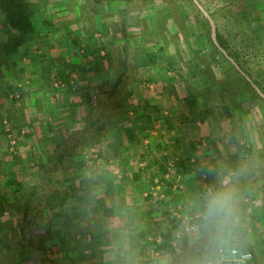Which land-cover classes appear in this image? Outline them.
I'll return each instance as SVG.
<instances>
[{
    "label": "rangeland",
    "instance_id": "rangeland-1",
    "mask_svg": "<svg viewBox=\"0 0 264 264\" xmlns=\"http://www.w3.org/2000/svg\"><path fill=\"white\" fill-rule=\"evenodd\" d=\"M27 1L30 5L34 26L39 31V36L38 39L33 40L24 46L25 53L12 56V59H8V56L4 53L2 48L4 42L2 29L4 28V25L3 16L0 13V141H4V143L0 142V146L2 144L1 147L4 148L3 151H0V189L2 188L3 190H6L5 193H8L9 196L13 188L7 187L4 183L8 180H15L18 182L17 175L19 173V163L16 165L15 162H18L20 155H25L22 157H26V153L31 155L34 153V147L32 146V153L28 150L30 147L24 151L23 149H20V146L25 144L24 140L29 138L26 136L27 133L22 132L25 127H23L21 131L17 130V128L14 127L12 120L16 122L14 118L17 116V118H19L18 123L21 122L20 108L26 109V112L28 113L30 112L31 117L36 116L37 119L40 118L39 114H41V112L35 110V107L38 105V102L34 101L36 94L37 96L43 94L42 101H48L46 96L49 95L51 97L52 90L50 91V89H53V92H55L56 95H65L67 100L70 97L68 92L70 86L64 78L57 81V83L55 81L53 86L47 90L38 87L37 84H33V80H30L32 79V76L35 75L33 72V63L41 61L44 62L43 64H48V62L53 63L54 59L55 61L69 63V69H74V71L71 70L72 72H69V79L73 81L71 83V89L73 91L71 95L79 96L82 92H85L83 89L85 85L83 83L81 85L76 81L77 74L75 71L79 68H90L91 61H94V57H88V55L91 53L97 54L98 52V54H100L101 52L99 48L101 44L112 46L115 44L114 40L118 39V37L115 36H110L108 38L99 37V34L96 33L97 30L95 25H92L89 30L91 32L94 30L93 32L96 33L94 36L75 37L74 40H72L73 38L68 37V39L73 42L74 47L72 52H66L65 59L63 55L61 56L55 51H53V53L51 52V47H54V45L65 46V38L63 37L62 43V41H58L60 38L54 40V36H51L50 34L55 33L56 28L64 25V22L60 20L54 21L53 19H58V17L56 15L55 18L52 14L54 12L60 13V9L62 10L61 13L67 14L68 11L64 10V7H67L68 5L57 4L59 8L56 7L54 9L52 5H49L50 0ZM148 2L149 4L151 2L153 5L155 26H157L159 31H162L163 33V35L161 33L162 37L158 38L162 41L161 43L164 46L170 44L169 46H166L168 47V53L163 57L166 58V63H171V73L168 76L173 78V82H175V80L179 81L176 85L171 83L167 87L163 86L168 89L166 92L170 94L169 98L171 97V99H169V102L178 108V113L174 114V116H170V119L174 122L179 133L182 132L183 134H186L183 137H180L178 133L175 135L170 133L169 137L167 136L164 138L162 136V139L170 140L173 138L178 140L179 138H184L185 141L183 142H188L186 144L188 146L189 143H199L200 141L207 142L208 140L206 138L210 136L209 139L215 140L217 144H224L222 151L227 154V158L236 155L239 145H245L247 147L251 146V154L246 151L240 153V161L237 159L239 162V170H233L234 173L228 172L232 175L231 180H228L227 186L234 191V194L237 191L236 195L239 194L237 198L236 195L234 196L235 221H240L238 225L242 222L241 227H244L245 225L248 234L250 233L253 236L252 233H254L259 237L264 233V229H262L264 226V103L252 93L246 82L238 76L230 61L226 58L229 61L226 62V60L214 49L209 38L211 36V29L208 32V23H206L202 17V12L192 0H148ZM199 2L209 13L216 12L215 22H218L222 34L228 37L227 39L231 49L240 54V57L244 62H248V66L253 74L264 85V35L262 38H259V36L252 31H245L242 29L239 31V29H236L233 17H225L223 15V12H225L224 0H202V2L200 0ZM81 8L82 7L79 4L75 6L74 9H76V11H81ZM255 14L260 20L259 26L264 25V0H259L258 10ZM135 26H137V24H135ZM254 38H256V40L258 39V49L251 45L250 40L252 39L253 41ZM148 40V42H150V45H148L149 47L154 48L158 44L155 35ZM157 46L155 49H157ZM79 57L81 60L76 62L75 59L77 60ZM143 59V63H146L148 55L143 56ZM66 60H68V62H66ZM130 62L133 63V60ZM36 70L38 72L41 71L40 69ZM140 72L141 70H138V73ZM43 73L44 72L42 71V74ZM64 73L66 74V72ZM144 76L147 75L144 74ZM55 83L57 84L56 86H54ZM104 87L106 88V91L109 92L113 85L107 84ZM142 87L148 90H151L150 88L154 87V98L156 100L162 99L160 93L162 91V85L154 84L148 86L143 83ZM124 88L129 90L130 86L126 85ZM56 90L66 93L62 94L56 92ZM93 90L94 91L91 93L97 98V95L101 93L97 86H95ZM189 93H193V97L200 98L205 107L214 108V116L212 117V120L214 122L215 130H217L216 134H213V132L208 130L207 127L203 129V132L198 131V133L197 131L192 132V129H189L195 128L194 124L187 122L185 118V116L188 115L190 108L187 103V98L190 95ZM102 94L107 98L108 95L105 94V92ZM30 103L32 104L30 105ZM34 103L35 105H33ZM92 105L96 106V101L95 103H92ZM66 106L67 105H64V107ZM87 107L88 105L86 103L83 106L85 111L87 110ZM83 108L79 106L77 107V114L79 115L78 120H81V113L84 112ZM9 113L11 114L9 115ZM39 125L40 124H37V129H41ZM82 126V122L77 124V130L73 133L82 130ZM152 127V130L147 128V126L138 130V137H141V134L144 132L145 142L155 139V137L160 136L158 131L164 127V124L162 122L156 123L154 121ZM41 133L42 135L45 134L44 131L41 132L40 130L32 131L31 136L37 141L39 136H41ZM206 133H209V135H206ZM150 135L153 136L152 139H150ZM62 136L63 140L49 141L51 146L46 148V151L47 156L49 153L51 155V158L49 159L50 162L48 164H39L36 169L37 175L44 177V175H46L45 166H50L53 161H58L57 156L62 152L60 146L63 145L64 141L69 143L70 137L69 133H65ZM218 136L220 137L218 138ZM132 141L135 143L137 140L133 139ZM146 144L147 143H143V146ZM173 150L174 151L167 152L168 156L171 157V162L170 160L168 162L170 168L168 173L178 172L176 170L178 167L175 168V164L172 163V160L181 153H176V149ZM62 155L63 159L69 160V153H62ZM111 155V153L103 154L100 148L93 146L91 151H89L86 156L84 155L85 161L87 160L84 166L77 164L71 168L70 172L68 170L67 173L62 174L60 178H56V180L51 183V186L55 188L60 195L70 196V199L68 198L66 202L67 204L62 209H66V211L68 210V213H70L73 218L70 223H65L64 228H58L55 233L56 236H59L60 230L65 231L67 236H64V238L66 239V237H68V240L72 245L70 254H73L76 259L78 258L76 264H96L100 261H104L105 264H110V262H112V264H174L173 262L175 261V258H180L184 254L183 247H185V244H189L191 249H195V245L199 242L193 239L194 233L193 231H190V228L199 225V213L203 209L204 199L209 190L201 189L200 193H202V196H199V193L198 197L194 199L190 197L194 196L192 193L193 187L190 186V188H186V192L190 191L191 195H187L183 198L182 194V196L180 195L176 198V200H178L177 202L171 200L173 203L172 206H170L171 211H167L165 206H159L157 204L158 200L165 198L163 194L161 195L157 193L158 191L155 190L154 192H156V194L149 199H146L143 192L136 191L138 187V190L141 188L140 182H137L132 186V194L125 190L121 195H113V192L116 190V188L113 187L115 184H113V186H106L107 182L99 179V176L103 175L100 173L113 170L110 169V167L108 170H104V168H108L104 162V158L105 156L112 157ZM4 156H9L10 161L13 162H7L4 160L6 158H4ZM52 156H54V159ZM124 159L125 158H121V162L125 161ZM78 161L79 159H77V162ZM145 161L142 162L143 165H141V169H143V174L147 172L145 175L146 178H148L150 170L148 171L145 169ZM6 162L9 163V166H6ZM59 164L62 163L59 161ZM105 165L107 167H105ZM178 165L180 166L179 163ZM201 167L202 166H200V168ZM116 169L118 170L117 167ZM189 170L190 172L187 170L181 172L183 174H187V172L191 174L196 173L198 178L200 177V184H204L205 186L208 184L203 178L202 171L198 167L196 170L192 168ZM42 180L40 182L34 179L32 181L29 180L28 184L30 185L27 186L22 184L24 194H21L24 196L15 199L17 198V195H14V202L17 204V209L14 211L6 209L0 216V264H11V262H13L12 260H14V251H12V253L9 251V248L12 245L5 246L8 238L12 237L14 239H20L19 242L13 244V246L16 245L14 250H19L24 246L28 247L29 234L26 228V223L23 221L24 207L28 202L30 203V200L33 198L31 197L32 192L35 191L36 186L41 184ZM19 182L21 183V181ZM100 182H103L105 185L100 186ZM222 186L224 185H221V187ZM154 188L157 189V187ZM100 190H102V194L99 193ZM157 190H159V188ZM198 190L199 188H196V191ZM182 198L186 201V204H188V210H185L186 212L191 211L193 207L197 209L198 212H189L186 216H181L183 212H179L181 208L177 207V204L181 203ZM189 201H195L196 205L193 206L192 203H188ZM57 205V203H53V206ZM119 205L121 206L120 208L117 207ZM112 206H115L117 212H115L112 217L103 219V210ZM141 206L149 207V209L147 208V211H143L140 214V217H138V213L140 212V209H142ZM84 208H87L86 212ZM88 208L90 210H88ZM83 209L84 212L82 211ZM93 216L95 217L94 219L92 218ZM60 220H58L59 222L57 221L59 223L58 225L64 222L63 220ZM44 221L46 222V220ZM178 221H180V227L176 234L177 239L175 241V247L177 249L176 257L155 252L154 246L152 245L153 241L158 238L160 239V235L176 225ZM147 223L152 225V229L150 225L148 229L145 228ZM21 227H25V233ZM3 229H9L11 232H8V234L5 235ZM89 229H94L95 232H97V230L103 232L105 229L104 240L108 241L110 245H103L101 247L99 245V247L92 248V246L87 243L89 242V239L83 241L82 238V233L87 230L89 231ZM42 232V230H37L33 236L34 240H38ZM142 232H146L144 233L145 238L138 239L137 237ZM113 235H115L117 242H112L110 240L113 238ZM234 235H236V233L232 232V237ZM21 239H23V241ZM245 239L247 240V243H250L248 241L255 240V238L252 239L248 235ZM258 241L259 243L262 242L260 240ZM229 245L232 247L237 246L234 244V241L233 243L231 241ZM259 246L260 245H257L258 248ZM237 247L242 248L240 246ZM249 250H251L256 256V264H258V253L256 252V249ZM32 253L35 257L32 258L31 262L28 260L26 264H36V255L39 253ZM137 253L141 255V259L137 258ZM82 255L84 258L80 260L79 258ZM51 256V259H54L55 261L53 264H69V261L62 250V246H58L57 252L55 251V253L53 250ZM213 260L215 261V264H222L218 260L216 254L213 256ZM38 262H40V258L38 259Z\"/></svg>",
    "mask_w": 264,
    "mask_h": 264
},
{
    "label": "crops",
    "instance_id": "crops-1",
    "mask_svg": "<svg viewBox=\"0 0 264 264\" xmlns=\"http://www.w3.org/2000/svg\"><path fill=\"white\" fill-rule=\"evenodd\" d=\"M49 2H50L49 5H52L54 9L56 7L59 8L57 4L59 5L67 4L69 6V7L68 6L64 7V10L68 11L67 14L61 13L62 11L61 9L59 10L60 13L54 12L52 14L53 17L56 18V15L58 17V19H53L54 21L60 20L64 22V25L62 27L56 28L55 33H51L50 35L54 36L55 38L54 40H58L60 38L58 40L60 42L62 41L63 37L65 38L64 40L65 46H59V45L55 46L54 45V47H51L52 53L53 51H55L56 53H59V55L61 56L63 55V57L66 59V52H72L73 47H74L73 42H71V40L68 39V37L73 38L72 40H74L75 37L94 36L97 33L99 34V37L101 38H106V37L108 38L110 36H115V37H118V39H116L117 41L114 40L115 44L112 46L101 44L99 48L101 52L100 54H98L99 53L98 52L97 54L91 53L88 55V57L90 56L94 57L93 58L94 61H91L90 68L88 67L83 68V69L79 68L78 70L75 71V73L77 74L76 81L80 83L81 85L83 83L86 86V87L84 86L85 88L83 87L85 92H82L79 96L71 95L67 100L65 98L66 97L65 95L64 96L56 95L55 92H53V89H50V91L52 90L51 91L52 96L55 98H53L52 96L50 97L48 95L46 96L48 101L47 100L42 101L43 94L42 95L40 94L38 96L36 94V96L34 97V101L38 102V105L35 107V110L38 112H41V114H39L40 118L37 119L36 116L31 117L30 112L28 113L26 112V109L20 108L21 122L18 123L19 118H17V116L14 118L16 122L12 120V123L14 127L17 128V130L21 131L23 127H25V129L22 132L27 133L26 136L27 138H29V139L24 140L25 144L21 145L20 149H23L24 151L30 147V149L28 150L31 152L32 151L31 146L34 147L33 148L34 153L32 155L28 153H26V157H22L25 155H20L18 162H15L16 165H18L19 163L18 165L19 173L17 175L18 176L17 181L18 182L21 181V183L24 184L25 186L30 185L28 184L29 180L32 181L34 179L40 182L42 179H44L43 176H39L36 174V169L39 164H47L48 161H50L49 159L51 158V155L49 153L47 156V151H46V148L51 146L49 141L50 140L51 141L52 140H55V141L63 140V136H62L63 134L65 133H69V135L72 134L75 130H77L76 126L80 122H82V125H84L83 119L87 115V112L85 111V108H83V106L89 101L91 103H95L96 101V104H98L99 101L105 99L106 96H104L102 93L106 91V88L104 86H106L107 84L114 85V84H118L119 82H121L123 86L129 85L130 86L129 90L132 93L131 99L134 104L136 103L138 104L142 100L149 101L152 104L157 105V107L160 109V114L162 116H167L170 118V116L172 115L174 116V114L178 113L177 106H173L169 102V99H171V97L169 98L170 94L166 92V90H168L166 87L170 85L171 83H174L176 85L179 83V81L175 80V82H173V78L168 76L171 73V63H166V60H165L166 58H163V57L165 54L168 53V50H167L168 47L166 46H169L170 44L164 46L161 43L162 41L158 38V37L161 38L163 33L162 31H159L157 26H155L154 14H153L154 9H153V5L151 2L150 4L148 0H65V1L50 0ZM79 4L82 7L80 9L81 11H76V9L74 8L75 6ZM135 24H137V26H135ZM92 25H95L96 30H97L96 33L93 32L94 30L92 32L89 30ZM154 35L157 37V41L159 44V45L157 44L158 46L156 45L157 49H155L156 46L154 48L148 46L150 45V42H148L149 41L148 39H151L152 37H154ZM153 52H156V54L159 56L157 63L149 64L147 62L148 60L146 61V63H143L145 59V58L143 59V56H147L149 53L152 54ZM22 53H25V51H23ZM79 60H81L80 57L77 58V60L75 59L76 62H78ZM132 60H133V63L130 62ZM66 62H68V60H66ZM43 63L44 62L38 61L37 63H33L32 65L34 68L33 72L35 73V75L32 76V79L30 80H33L32 81L33 84H37L38 87H42V89L47 90L51 88V86H53V83L55 81L57 83V81H59L62 78L67 80V84L69 83V72L74 71V69H69V66H70L69 63H63L57 60L55 61V59L53 63L52 62H48V64L46 63L43 64ZM36 69H40L41 71L38 72ZM46 69L47 70L50 69V72L53 74L49 76V74L45 72ZM138 70H141V72L138 73ZM42 71L44 72L43 74H42ZM57 71L59 75L57 74ZM64 72H66V74ZM144 74L147 76H144ZM56 83L54 84V86L57 85ZM143 83L148 86H151L154 84L162 85V91L160 93H161V98L163 100L162 99L156 100L153 96L154 87L153 88L151 87L150 88L151 90L145 89L142 87ZM95 86H97L98 90L102 94V95L101 94L97 95V98H95V95L91 93L94 91L93 88ZM163 86H166V87H163ZM56 92H60L62 94L66 93V92L59 91V90H56ZM197 100H198L199 107L201 110H205V111L213 110L214 111V108L212 107H205L203 102L200 100V98H197ZM31 104L32 103H30V105ZM33 105H35V103ZM64 105H67V106L64 107ZM78 106L83 108L84 110V112L81 113L82 115L81 120H78L79 118V115L77 114ZM40 109H43V110H40ZM10 114L11 113H9V115ZM151 115L153 117L156 116L155 112H151ZM213 116H214V113L208 119L206 123H201V122L194 123L195 128H189V129H192V132L197 131L198 133V131L203 132V129L207 127V129L211 130L213 134H216L217 130H215L214 122L212 120ZM37 124H40L39 127H41V129H37L38 128ZM153 124H154V120L151 124L147 125V128L152 130ZM29 127L31 128V130ZM37 130H40L41 132L44 131L45 134L42 135L41 133V136H39L38 140L35 141L32 138L31 134H32V131L34 132ZM160 131H164V130L160 129ZM171 133H173V135L178 133L180 137H183L184 135H186V134H183L182 132L179 133V131H177L176 128H175V131H172ZM206 135H209V133L208 134L206 133ZM160 136L155 137V139H159ZM219 137L220 136H218V138ZM152 138L153 136L150 135V139ZM209 138L210 136L206 138L208 140L207 142L200 141L199 143L198 142L189 143L188 146L186 145L188 142H185V143L183 142L185 141L184 138L182 139L179 138L178 140L171 138L170 140L166 139V140L155 141V142L151 140H149L148 142L142 141L143 143H147L146 145L150 143L152 150H154L152 155L148 156L150 158H146V161L144 163L145 165L146 163H148V161L150 162L154 159L163 160V156L164 154H166V152L174 151L173 149H176V153L180 152L181 154H179V156L177 157H174V159L172 160V163L176 165V162L179 161L180 157H184L186 160V164L189 165L192 169L196 170V168L198 167L202 171L203 178L208 183L206 186L204 184H200L201 182V180L199 179L200 177L198 178V175L196 173L194 174H191V173L183 174L179 172L168 173L166 175V178L173 179L174 189H176L177 193L168 198V200L170 201H169V207L166 208L167 211H171L170 206H172L173 204L172 201L177 202L178 200H176V198H178L180 195L182 196L183 194V198H185L187 195L188 196L191 195L190 191L187 190L188 192H186V188H190V186L193 187L192 193L194 195L190 197L195 199L196 197H198V194L200 193L201 189L210 190V189L221 188V185H224L225 181L231 180L232 174H229V173H234V171L228 168L226 165V160H227L226 155L227 154H225V152L222 151L224 144H221V143L217 144L215 140H212ZM0 142L4 143V141H0ZM132 145H133V149H135L136 156L142 152V150H140V147L143 146L142 143H139L136 141ZM1 146H0V151H3L4 148H2ZM27 155H29L30 157ZM4 158H5L4 160H6L7 162H13V161H10L9 156H4ZM7 162H6L7 164L6 166H9V163ZM133 162L139 165L140 167H142L141 165H143V163L140 162V159L136 157L133 159ZM200 166H202L201 168L203 170L200 168ZM110 169H113V170H110L108 172L104 171L103 173H100L103 175L99 176V179L106 181L107 182L106 186L108 184H110L111 186L115 184L113 187L116 188L117 193L115 190L113 192V195H121L123 194L125 190L129 191L130 194H132L131 192L132 186L135 183L132 184L131 181L125 179L123 177V173L121 172L119 168L117 170L116 167L110 166ZM104 170H106V168H104ZM229 170H232V171H229ZM145 173L142 175L143 176L142 183H144V185L141 184L140 190H138L139 188L138 187L136 191L143 192V195L147 197L150 192L148 190L149 186L147 185L149 177L146 178ZM111 175L116 176L115 179L112 180ZM121 180L124 181L122 185L123 187L119 185V183L122 182ZM99 185L101 186L105 184H103V182H100ZM154 187H157V189L159 188V190L161 189L160 185H157ZM154 187H151V189H153V191H151L152 197L156 194V192H154L155 190L158 191L157 193L160 194L159 190L155 189ZM177 187L179 190L177 189ZM196 188H199V190L196 191ZM141 190H144V191H141ZM0 191L3 194L6 192V190H3L2 188L0 189ZM237 192L234 194V196L237 194ZM99 193L102 194V190H100ZM199 196H202V193H200ZM237 197L238 196L236 195V198ZM183 198L181 200V203L177 204V207L181 208L179 212H183L181 216H186L189 212H194V211H195L194 213L198 212L197 209H195L194 207L191 211L186 212L185 210H188L187 208L188 204H186V201H184ZM15 199H19V195H17V198ZM188 203H192L193 206L196 205L195 201L193 202L189 201ZM117 207L120 208L121 206L119 205ZM141 208L142 209H140V212L138 213L139 214L138 217H140V214L143 211L144 212L147 211V208L149 209V207H146V206L144 207L141 206ZM84 209L86 212L87 208H84ZM84 209L82 210L83 212H84ZM88 210L90 209L88 208ZM115 212L117 211L114 209V214ZM71 218H73V216ZM92 218L94 219L95 217L93 216ZM102 218L106 219L104 217ZM239 222L235 221L233 232H235L236 235L231 237L232 243L234 241V244L242 247L241 249L243 250L251 251L249 249H252V250L256 249V252L258 253L257 263L264 264V233L261 234L262 237L261 236L257 237V235L254 233H252L253 234L252 236L250 233L248 234L245 225L244 227H241L242 222L240 223V225H238ZM149 225L151 226V229H152V225L149 223L146 224L145 228L148 229ZM194 227H196V225ZM262 229H264V226ZM3 230H4L3 232L5 235L8 234V232H11V230L9 229H3ZM97 231L102 232L100 230H97ZM103 232L105 233V229L103 230ZM247 235L250 236V238L252 239L255 238V240L248 241L250 243H247V240L245 239ZM54 237L55 239L59 238L58 236H56V233L54 234ZM113 238H111L110 240L112 242H117L115 239V235H113ZM19 240L14 239L12 237L6 240L7 242L5 246L12 245L9 248L10 253L14 251L13 253L14 260H12L13 262H11V264H26L28 260L31 262L32 258L35 257L33 256L34 255L32 253L33 251L26 246L22 247L19 250H14L16 245L13 246V244H16L17 242H19ZM21 240L23 241V239ZM65 240L69 241L68 237H66ZM157 240L159 241L160 239L158 238ZM256 240L257 241L260 240L262 242L259 243V241L257 242ZM56 244L57 242L55 240L54 247L52 248V250L49 249V251L46 254L44 253L37 254L36 264H41V263L42 264H53L55 261L54 259H51L52 258L51 253H53V250H54V253L55 251L57 252L58 245ZM257 245H260L259 248L257 247ZM230 247L231 245H228L227 248H230ZM138 253L136 254V256L138 259H141V255ZM56 254H55V257H56ZM13 255H10V256H13ZM44 257L48 258L46 263L42 261ZM39 258H40V262H38Z\"/></svg>",
    "mask_w": 264,
    "mask_h": 264
},
{
    "label": "trees",
    "instance_id": "trees-1",
    "mask_svg": "<svg viewBox=\"0 0 264 264\" xmlns=\"http://www.w3.org/2000/svg\"><path fill=\"white\" fill-rule=\"evenodd\" d=\"M224 2L225 12H223V15L225 17H233L236 29H239V31H241V29L245 31L249 30L257 34L259 38L263 37L264 25L259 26L260 20L255 14L258 10L259 0H224ZM0 13L3 16L4 25V28L2 29V36L4 38L2 48L4 53L8 56V59H12V56H17L24 51L25 45L33 40L38 39L39 31L34 26L32 14L30 11V5L27 0H0ZM210 14L214 18V20H216V12H210ZM202 17L204 18L206 23H208L209 32L211 26L203 15ZM216 25L217 38L220 45L228 52V54L232 58L235 59V61L240 65L243 71L252 78L255 84L259 86V88L264 93V85L253 74L248 66V62H244L240 57V54L234 52L231 49L229 41L227 39L228 37L222 34L217 21ZM209 38L217 53H219L226 60V62H229L213 44L211 36ZM254 40H250L251 45L258 49V39L256 40V38H254ZM158 59L159 56L156 54V52L148 54L149 64H156ZM233 69L236 71L238 76L246 82L247 86L250 87L252 93H254L257 98L264 103V100L256 93V91L246 81V79L241 76V74L234 67ZM45 72L48 73L49 76L51 75L50 69H46ZM70 81L71 80L69 79V95L71 96V94L73 93L71 89V83L73 81ZM105 94L108 95L107 98L99 101L96 106L92 105L90 101L87 103V115L83 119L84 125L82 130L70 134L69 143L67 141H64L65 143L63 142V145L61 144L62 146H60V148L62 152L59 153V156H57L58 161H53L50 166H45L46 175H44V179L39 186L35 187V191L32 192V201L30 200V203L28 202L24 207L25 211L23 221H25L26 223V228L29 234V245H27L28 248H30L33 252L46 254L49 249L52 250L56 240V245H58L59 247L62 246V250L64 251L66 258L69 261V264H76V261H78V258L76 259L73 254H70L72 245L69 241L65 240L64 236H67L65 234V231L60 230L58 239H55L54 234L58 228H64V224L68 222L70 223L72 219L70 213H68V210L66 211V209H62L67 204L66 202L68 198L70 199V196L60 195L58 191L51 186L52 181H55L56 178H60V176L67 173L68 170L70 172L71 168L76 166L77 164H79L80 166H84L87 162V160L85 161L84 159V155L86 156V154L91 151V148L93 146H96L97 148L101 149L103 154H112V157L105 156L104 158V162L108 167H118L123 173V177L131 181L132 184L141 182V184L144 185V183H142L143 169H141V167H138L139 165L135 164L133 162V159L136 157L140 159V162H144L149 155H152L154 150H152L149 143L146 146H142L143 148H140V150H142L141 153H139L137 156L135 155V149H133L132 140L136 139L137 142L142 144V141H144V132L142 131L143 133L141 134V137H138L137 131L141 130L144 126L151 124L153 120L155 122H162L164 124L162 130L164 131L159 132L161 135L159 139L151 140L155 142L163 140L162 136L164 138H166L167 136L169 137L170 133L172 131H175L176 128L174 122L169 117L162 116L160 114V109L156 104H152L151 102L146 100H142L138 104H134L131 99V91L124 88L121 82H119L118 84H114L109 92L105 91ZM189 94L190 95L187 98V103L190 107L189 115L185 116L187 122L192 124L198 122L206 123L208 119L213 115V110H201L197 98L193 97V93ZM152 110L153 112H155V117H153L151 113L149 114V112H151ZM251 149V146L247 147L245 145H239L236 155L227 158V167L232 170L238 171L239 162L237 161V159L240 158V153L246 151L247 153L251 154ZM62 153H69V160L63 159ZM52 158L54 159V156H52ZM121 158H125V161L121 162ZM170 158L171 157L168 156L166 152V154H164L163 156V160L154 159L150 162L148 161V163H146L145 165V169H147L148 171L150 170L149 180L147 182L149 188L146 187L150 192L146 199L152 198L151 187L160 185L161 190L159 192L161 195L163 194L165 198L158 200L157 204L159 206H165L166 208L169 207L170 200H168V198L177 193L176 189H174L173 179L166 178V175L168 174L170 169L168 166ZM77 159H79L78 162ZM59 161L62 164H59ZM49 162L50 161H48V163ZM178 163L180 164V166L178 165ZM106 165L105 167H107ZM176 167H178L177 171L179 173H182L181 171L184 170L190 172L189 169L191 168L186 164V160L184 157H180L179 161L176 162L175 168ZM106 170H108V168ZM111 177L113 180L116 176L111 175ZM123 183L124 181L119 183V185L122 186ZM5 184L7 187L14 189L13 191H11L10 196L8 195V193L3 194L0 191V216L1 214H3V212H5L6 209L11 211L17 209V204L14 202V195H19V198L24 196H22L21 194H24L22 183L16 182L15 180H8ZM107 186L111 185L108 184ZM237 196H239V194ZM53 203H57L58 205L53 206ZM114 209V206L107 207L103 210L104 215L102 217H112V215L114 214ZM60 219L64 222L58 225V220ZM44 220H46V222ZM179 227L180 221H178L176 225L163 232L160 235L159 241L155 239L152 244L154 246V251L160 254H168L172 257H176L175 255L177 254V249L175 247V241L177 239L176 234L179 230ZM21 229L25 233V227H21ZM37 230H42L43 232L42 234H40L38 240H34L33 236ZM144 233H140L137 238H145ZM82 234L83 241H87L86 239H89V242L87 243L90 244L92 248L99 247V245L100 247L103 245H110L108 241L104 240V232H95L94 229H89V231L87 230ZM183 250L184 254L180 258H175V261L173 262L174 264H203V262L208 258V254L206 253L203 244L200 242L195 245V249H191V246L189 244H185ZM83 258L84 256L82 255L79 259L81 260ZM47 260V257H44V259H42L44 263H46ZM96 264L105 263L104 261H100ZM110 264H112V262H110Z\"/></svg>",
    "mask_w": 264,
    "mask_h": 264
},
{
    "label": "clouds",
    "instance_id": "clouds-1",
    "mask_svg": "<svg viewBox=\"0 0 264 264\" xmlns=\"http://www.w3.org/2000/svg\"><path fill=\"white\" fill-rule=\"evenodd\" d=\"M210 189L205 196L202 211L199 213V225L192 229L193 239L203 244L208 258L203 264H215L212 257L222 252L231 242L235 225L234 191L227 186Z\"/></svg>",
    "mask_w": 264,
    "mask_h": 264
},
{
    "label": "water",
    "instance_id": "water-1",
    "mask_svg": "<svg viewBox=\"0 0 264 264\" xmlns=\"http://www.w3.org/2000/svg\"><path fill=\"white\" fill-rule=\"evenodd\" d=\"M196 6L199 8V10L202 12L204 17L208 20L210 26H211V39L213 44L217 47V49L230 61V63L234 66V68L247 80V82L253 87V89L257 92V94L264 100V93L262 90L255 84V82L252 80V78L243 71V69L240 67V65L235 61L234 58H232L228 52L220 45L218 38H217V25L214 20V18L211 16V14L201 5L199 0H192Z\"/></svg>",
    "mask_w": 264,
    "mask_h": 264
},
{
    "label": "built area",
    "instance_id": "built-area-1",
    "mask_svg": "<svg viewBox=\"0 0 264 264\" xmlns=\"http://www.w3.org/2000/svg\"><path fill=\"white\" fill-rule=\"evenodd\" d=\"M195 227H191L190 231ZM222 264H256V257L251 251L230 247L216 254Z\"/></svg>",
    "mask_w": 264,
    "mask_h": 264
}]
</instances>
